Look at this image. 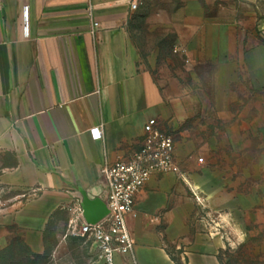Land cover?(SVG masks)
<instances>
[{
	"label": "crops",
	"instance_id": "0c3cea01",
	"mask_svg": "<svg viewBox=\"0 0 264 264\" xmlns=\"http://www.w3.org/2000/svg\"><path fill=\"white\" fill-rule=\"evenodd\" d=\"M230 2L0 0V151L14 155L3 177L27 231L57 227L66 242L77 198L96 218L107 212L105 162L130 160L156 119L181 175L156 174L139 192L127 218L134 255L117 264H225L219 222L230 221L209 211L214 196L182 170L179 148L194 131L222 130L219 116L239 115L234 99L250 86L247 30Z\"/></svg>",
	"mask_w": 264,
	"mask_h": 264
},
{
	"label": "rangeland",
	"instance_id": "374dc122",
	"mask_svg": "<svg viewBox=\"0 0 264 264\" xmlns=\"http://www.w3.org/2000/svg\"><path fill=\"white\" fill-rule=\"evenodd\" d=\"M230 1L238 26L247 30L243 47L251 83L241 84V98L234 99L240 114L219 116L222 130L192 132L197 139L180 147L179 156L182 170L202 185V197L214 196L209 211L223 210L230 221L219 222L224 263L264 264V0ZM231 119L238 122L239 131H232ZM13 165L14 155L0 151V264H93L91 243L74 237L61 243L59 228L36 235L17 221L18 189L3 177ZM208 223L215 226L194 222L191 229L202 232Z\"/></svg>",
	"mask_w": 264,
	"mask_h": 264
},
{
	"label": "built area",
	"instance_id": "2783aa9c",
	"mask_svg": "<svg viewBox=\"0 0 264 264\" xmlns=\"http://www.w3.org/2000/svg\"><path fill=\"white\" fill-rule=\"evenodd\" d=\"M137 7L133 2L132 9ZM144 130V144L130 160L115 164L105 162L102 168L108 188L105 217L98 223H88L83 202L76 199L69 234L92 244L93 264H117L119 256L134 255L135 241L127 218L133 213L137 195L156 174L181 175L173 136L162 131L156 119H150ZM91 135L94 140L103 139L100 128L92 129Z\"/></svg>",
	"mask_w": 264,
	"mask_h": 264
},
{
	"label": "water",
	"instance_id": "95a60500",
	"mask_svg": "<svg viewBox=\"0 0 264 264\" xmlns=\"http://www.w3.org/2000/svg\"><path fill=\"white\" fill-rule=\"evenodd\" d=\"M83 208L85 211V218L88 223H98L107 214L106 210H103L102 213H100L99 216L96 218L92 213V201L88 200L87 198L84 199Z\"/></svg>",
	"mask_w": 264,
	"mask_h": 264
},
{
	"label": "clouds",
	"instance_id": "9594fccd",
	"mask_svg": "<svg viewBox=\"0 0 264 264\" xmlns=\"http://www.w3.org/2000/svg\"><path fill=\"white\" fill-rule=\"evenodd\" d=\"M243 240H244V236H243V234L241 233V235H240V242L242 243Z\"/></svg>",
	"mask_w": 264,
	"mask_h": 264
}]
</instances>
